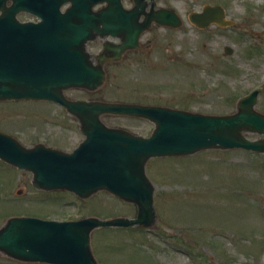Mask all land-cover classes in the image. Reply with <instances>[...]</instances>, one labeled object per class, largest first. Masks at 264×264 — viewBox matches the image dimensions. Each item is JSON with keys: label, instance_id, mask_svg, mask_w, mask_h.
<instances>
[{"label": "rangeland", "instance_id": "1", "mask_svg": "<svg viewBox=\"0 0 264 264\" xmlns=\"http://www.w3.org/2000/svg\"><path fill=\"white\" fill-rule=\"evenodd\" d=\"M174 10L177 29L152 24L141 52L114 65L94 92L70 89L71 99L105 100L177 108L203 115L236 112L238 99L260 89L254 109L264 114V0H147L148 11ZM132 7V0H122ZM220 5L230 27L198 29L187 16ZM21 20H34L22 13ZM231 55L224 56V47ZM107 126L148 136L144 119L106 115ZM0 131L21 145L43 143L71 152L83 136L74 116L40 101L0 102ZM250 140L264 135L244 132ZM145 172L154 187L150 227L96 229L90 243L98 264H264V153L203 150L154 158ZM32 175L0 161V227L11 216L77 220L134 218L136 207L100 191L81 199L67 191H43ZM0 264L20 262L0 253Z\"/></svg>", "mask_w": 264, "mask_h": 264}, {"label": "water", "instance_id": "2", "mask_svg": "<svg viewBox=\"0 0 264 264\" xmlns=\"http://www.w3.org/2000/svg\"><path fill=\"white\" fill-rule=\"evenodd\" d=\"M10 1L9 6L6 3ZM69 6L61 11L63 5ZM105 4L101 10L92 8ZM145 0H133L130 10L121 0H0V102L49 101L77 118L84 140L71 153L41 143L27 148L0 131V160L32 174L31 183L43 191H68L85 199L105 191L133 204V219L84 217L74 221L11 217L0 227V253L11 259L45 264H98L90 235L105 227H149L156 214L154 187L145 174L151 158L186 156L201 150L244 149L264 153V140L250 141L244 132L264 135V114L254 109L260 89L237 101L229 115H203L137 103L71 100L64 90L95 91L106 75L101 65L118 60L125 49L136 48L140 35L152 23L177 28L181 19L170 9L145 11ZM29 13L38 22H19ZM143 17L140 20V17ZM188 19L198 28L225 20L220 6L206 5ZM117 37L122 44L113 56H97L93 65L86 42L96 37ZM232 50L224 47V55ZM103 115L147 119L154 124L148 137L122 128H109ZM264 260V253H263Z\"/></svg>", "mask_w": 264, "mask_h": 264}, {"label": "flooded vegetation", "instance_id": "3", "mask_svg": "<svg viewBox=\"0 0 264 264\" xmlns=\"http://www.w3.org/2000/svg\"><path fill=\"white\" fill-rule=\"evenodd\" d=\"M10 4H11L10 1H8L6 3L7 6H9ZM103 7H104L103 4L97 5V6L93 7V11L97 12V11L101 10ZM124 8L129 9L131 7H124ZM21 14L22 13L17 14V19H19L20 21H23L20 19ZM121 44H122V41L119 38H115V37H111V36H107L105 38L96 37L92 40H89L86 43L85 51L89 55L91 62L94 65H97L98 64L97 63V56H99L100 54H104L106 57H112L114 54L112 49L120 46ZM144 46H145V43H142L141 39L139 38L137 47L132 48V49H128V50L125 49L122 52V55L120 56L119 60H108V61L104 62L101 65V68L105 71L106 77L108 76V74L111 73L110 68H112L114 65H119V64H122V63L128 61V59L131 58L133 54L143 51ZM79 132H80V130H79Z\"/></svg>", "mask_w": 264, "mask_h": 264}]
</instances>
